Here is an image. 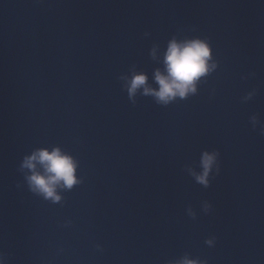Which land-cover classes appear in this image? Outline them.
<instances>
[{
  "label": "water",
  "instance_id": "1",
  "mask_svg": "<svg viewBox=\"0 0 264 264\" xmlns=\"http://www.w3.org/2000/svg\"><path fill=\"white\" fill-rule=\"evenodd\" d=\"M173 38L206 39L215 67L185 99L130 98ZM54 147L80 181L55 203L21 167ZM185 257L264 264V0H0V260Z\"/></svg>",
  "mask_w": 264,
  "mask_h": 264
},
{
  "label": "clouds",
  "instance_id": "2",
  "mask_svg": "<svg viewBox=\"0 0 264 264\" xmlns=\"http://www.w3.org/2000/svg\"><path fill=\"white\" fill-rule=\"evenodd\" d=\"M211 59L212 50L206 39L177 41L173 38L164 53V71L157 70L154 74L158 87H151L144 73H134L130 79L126 78L125 87L130 98H134L142 89L143 95H151L158 104L167 105L177 97L185 99L189 94H195L197 82L215 67V64H209ZM218 155L219 153L215 151L212 153L205 151L202 154L203 171L195 178L205 187L209 185L208 177ZM21 167L31 173L26 177L31 191L54 203L61 200L58 189H71L80 182L75 175L77 162L59 147L51 150L47 148L35 150L24 158ZM208 243L211 244L212 241ZM0 264H3L2 260ZM178 264H198V262L185 257Z\"/></svg>",
  "mask_w": 264,
  "mask_h": 264
}]
</instances>
